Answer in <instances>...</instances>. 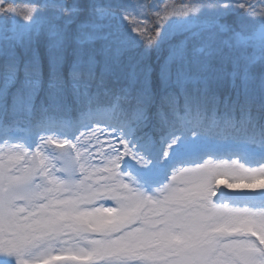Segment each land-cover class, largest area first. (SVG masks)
Returning a JSON list of instances; mask_svg holds the SVG:
<instances>
[{
	"label": "snow or ice",
	"instance_id": "1",
	"mask_svg": "<svg viewBox=\"0 0 264 264\" xmlns=\"http://www.w3.org/2000/svg\"><path fill=\"white\" fill-rule=\"evenodd\" d=\"M15 3L0 0V264H264V0H195L167 24L144 0ZM20 119L48 135L13 148ZM34 144L106 162L50 180Z\"/></svg>",
	"mask_w": 264,
	"mask_h": 264
},
{
	"label": "rangeland",
	"instance_id": "2",
	"mask_svg": "<svg viewBox=\"0 0 264 264\" xmlns=\"http://www.w3.org/2000/svg\"><path fill=\"white\" fill-rule=\"evenodd\" d=\"M22 1L27 0H16L15 6L23 13L26 12L25 9L22 8V5L28 6L24 3H21ZM146 4H151L154 6V8L159 7V13L160 17L163 18V23L167 24L172 19H179V13L181 11H187L190 10L191 5L195 2V0H144ZM154 14L155 11L153 10ZM153 12L150 13V15H153ZM154 16V15H153ZM160 17L157 19L159 20ZM88 111V110H87ZM85 111V113H87ZM94 118L99 119L101 121L106 122H113L115 118V114L112 113V110H104V108H98L93 113ZM94 127H103L104 125H93ZM18 131L22 134V139L12 140V138L5 137L6 139H9L10 143L12 144V147L14 148L16 144H19L21 146L27 145V143H30L32 141L38 140L41 136H47L48 134L42 130V125L39 122L36 123H29L28 121L24 119H20L17 124ZM84 129H82L83 131ZM0 135H3V133H0ZM58 135H63V133H58ZM59 139V137H57ZM114 139V138H113ZM101 142L104 144L103 151H108V143L107 141L102 138ZM0 149H3L4 152L0 153V156H2L3 161L7 162L8 155L7 153L12 151V148L8 147V145H5L4 143L0 142ZM41 152V156L36 158V162L39 163V160L42 158L45 163L49 164V168H52V165L55 164V171L53 172V176H50L49 179H62L67 177L71 174V170L73 167H75V173L74 175L79 176L81 174V167L80 165H83L84 168L87 170V173L89 175H93L95 172V169L89 166L88 161L91 160L92 164H98L101 161L106 162V158L102 155H100L98 152L94 154L93 157H88L87 159L80 160L79 163H76L77 156L76 151L71 150V155H69V148L67 146H64L63 148H55L53 146H49L48 148L41 147L40 149H37L35 144L33 145V148L31 149L32 152L36 151ZM50 153H55L59 157V162H56V160L53 159V156L50 155ZM81 156L84 155L83 151L81 150ZM15 155V153H13ZM226 158V157H225ZM233 159H236V157H233ZM63 169V171H61ZM93 181H95V177L93 176ZM227 183V181H225ZM240 184H247V181H239ZM257 189L259 188L260 183H264V181H256ZM222 190L227 192H239V191H248L247 189H223V185H221ZM256 203H259V197L256 198Z\"/></svg>",
	"mask_w": 264,
	"mask_h": 264
},
{
	"label": "trees",
	"instance_id": "3",
	"mask_svg": "<svg viewBox=\"0 0 264 264\" xmlns=\"http://www.w3.org/2000/svg\"><path fill=\"white\" fill-rule=\"evenodd\" d=\"M159 7H160V6H158V9H159ZM22 8L25 9L26 11L29 10V7H28V6H24V5H22ZM152 12H153V10L150 11V13H152ZM153 15H155L154 12H153ZM108 104H109V102L107 101V99H105V100L99 105L98 108L110 109L109 106H108ZM85 111H87V109H85Z\"/></svg>",
	"mask_w": 264,
	"mask_h": 264
},
{
	"label": "water",
	"instance_id": "4",
	"mask_svg": "<svg viewBox=\"0 0 264 264\" xmlns=\"http://www.w3.org/2000/svg\"><path fill=\"white\" fill-rule=\"evenodd\" d=\"M21 3H24V4L28 5V4H27V1H22Z\"/></svg>",
	"mask_w": 264,
	"mask_h": 264
}]
</instances>
